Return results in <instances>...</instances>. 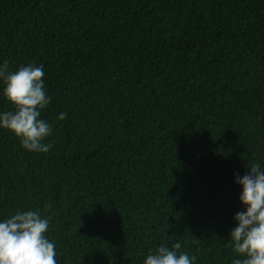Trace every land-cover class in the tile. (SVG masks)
Instances as JSON below:
<instances>
[{
  "label": "trees",
  "instance_id": "trees-1",
  "mask_svg": "<svg viewBox=\"0 0 264 264\" xmlns=\"http://www.w3.org/2000/svg\"><path fill=\"white\" fill-rule=\"evenodd\" d=\"M5 60L43 65L53 147L0 128V222L39 210L57 264H144L177 242L194 264L241 258L237 176L264 170V0H0Z\"/></svg>",
  "mask_w": 264,
  "mask_h": 264
},
{
  "label": "clouds",
  "instance_id": "clouds-1",
  "mask_svg": "<svg viewBox=\"0 0 264 264\" xmlns=\"http://www.w3.org/2000/svg\"><path fill=\"white\" fill-rule=\"evenodd\" d=\"M44 76L43 65H21L10 71L9 61L0 64L3 96L13 106V110L0 112V128L13 133L31 152L47 153L53 147L44 143L52 135V126L41 119L42 110L51 103ZM66 115L60 113L57 119ZM247 168V174L237 176V183L243 186L239 199L246 211L235 215L238 226L230 232L234 252L241 257L232 264H264V170L259 163ZM51 208L47 204L44 212ZM49 223L39 210L17 211L0 222V264H57L56 245L45 235ZM180 249L179 242L171 249L162 244L155 254L147 255L144 264H194L196 257Z\"/></svg>",
  "mask_w": 264,
  "mask_h": 264
}]
</instances>
